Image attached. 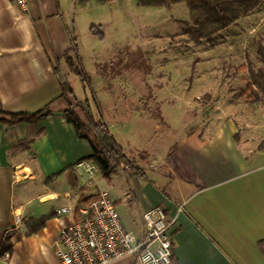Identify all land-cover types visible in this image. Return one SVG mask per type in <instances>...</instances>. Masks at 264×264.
<instances>
[{
    "label": "crops",
    "instance_id": "obj_1",
    "mask_svg": "<svg viewBox=\"0 0 264 264\" xmlns=\"http://www.w3.org/2000/svg\"><path fill=\"white\" fill-rule=\"evenodd\" d=\"M73 2L31 0L21 10L0 0V108L50 110L35 122H0V264H60L55 239L79 218L78 201L100 190L136 239L144 210L160 206L175 218L170 264H264V124L230 118L213 131L185 133L159 164L164 173H150L127 154L143 176L124 171L126 163L92 177L77 173L92 148L65 120L58 75ZM61 207L71 213L57 214Z\"/></svg>",
    "mask_w": 264,
    "mask_h": 264
},
{
    "label": "rangeland",
    "instance_id": "obj_2",
    "mask_svg": "<svg viewBox=\"0 0 264 264\" xmlns=\"http://www.w3.org/2000/svg\"><path fill=\"white\" fill-rule=\"evenodd\" d=\"M73 7L65 18L89 82L64 64L58 75L150 173L165 172L159 164L185 133L210 132L230 118L264 124V102L250 104L239 92L248 65H260L255 50L264 44V0L197 42L185 33L183 2L166 9L137 0H74Z\"/></svg>",
    "mask_w": 264,
    "mask_h": 264
},
{
    "label": "trees",
    "instance_id": "obj_3",
    "mask_svg": "<svg viewBox=\"0 0 264 264\" xmlns=\"http://www.w3.org/2000/svg\"><path fill=\"white\" fill-rule=\"evenodd\" d=\"M84 3L91 0H82ZM115 0H94L97 4ZM262 0H137L141 6L171 8L172 5L183 2L188 10L189 22L186 23L185 33L190 41L197 42L209 38L218 30L234 23L239 17L255 8ZM70 48L63 59L72 74L84 82H89L87 74L81 66L80 56L77 52V42L73 30L69 27ZM256 55L260 65H248V78L240 89V95L250 104L264 102V44L256 43ZM243 67V66H242ZM66 79L60 80L61 92L59 97L66 103L63 110L65 120L70 123L77 136L88 141L92 154L87 158L101 173H106L110 163H126L135 173L143 176L134 160L126 156L122 146L116 141L109 125L101 118L95 117L87 101L78 100ZM73 96V105L69 98ZM79 109L84 119L76 111ZM50 114L49 104L35 112H7L0 108V122L11 125L18 122H35ZM93 198H83L75 206V212L80 206L87 205ZM42 220V219H41ZM38 221L36 228L42 225ZM34 227V228H35Z\"/></svg>",
    "mask_w": 264,
    "mask_h": 264
},
{
    "label": "built area",
    "instance_id": "obj_4",
    "mask_svg": "<svg viewBox=\"0 0 264 264\" xmlns=\"http://www.w3.org/2000/svg\"><path fill=\"white\" fill-rule=\"evenodd\" d=\"M26 10L31 0H10ZM80 175L92 177L94 164L83 159L76 163ZM124 171H129L124 164ZM57 214H70L61 207ZM79 218L61 228L53 247L60 264H106L127 257L129 264H170L172 246L169 232L175 218L168 216L160 206L141 213V235L136 239L121 223L114 204L106 190H100L87 205L78 209Z\"/></svg>",
    "mask_w": 264,
    "mask_h": 264
}]
</instances>
